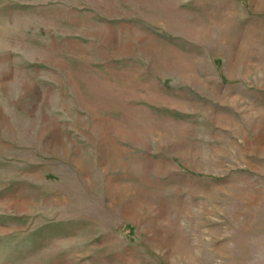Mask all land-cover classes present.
I'll return each instance as SVG.
<instances>
[{
	"label": "rangeland",
	"instance_id": "374dc122",
	"mask_svg": "<svg viewBox=\"0 0 264 264\" xmlns=\"http://www.w3.org/2000/svg\"><path fill=\"white\" fill-rule=\"evenodd\" d=\"M0 264H264V0H0Z\"/></svg>",
	"mask_w": 264,
	"mask_h": 264
}]
</instances>
